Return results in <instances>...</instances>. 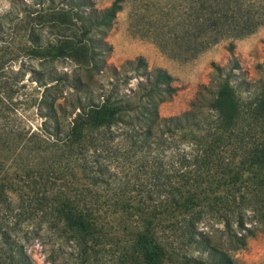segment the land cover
<instances>
[{"label":"rangeland","instance_id":"1","mask_svg":"<svg viewBox=\"0 0 264 264\" xmlns=\"http://www.w3.org/2000/svg\"><path fill=\"white\" fill-rule=\"evenodd\" d=\"M114 1L90 2L103 10ZM174 1L185 19L190 0ZM167 2L125 0L105 38L111 46L105 55L107 70L96 78L107 94L137 104L133 91L146 76L144 69L133 72L126 64L143 58L148 71L171 74L177 88L159 106L160 117L190 113L191 120L176 140L143 150L131 149L128 127L116 126L112 139L103 128L95 131L103 147L94 164L93 150L86 159H71L66 147L39 141L46 119L39 110L44 89L36 81L38 73L49 82V71L71 73L76 66L31 55L34 47L27 29L32 21L24 10L32 1L0 0V183L6 180L12 189L11 202L0 203V221L20 224L10 234L22 247L0 241V264H145L144 254L137 250L140 233L148 245L151 236L156 238L163 264H182L185 256H199L188 234L190 220L201 212L208 215H201L197 231L212 245L229 252L237 264H264V26L242 39H222L196 57H174L151 35L153 20L163 17L160 9ZM48 31H37L43 44L52 39ZM225 79L234 88L231 108L209 110V101ZM74 100L66 89L58 101L64 109L58 113L64 133L75 118ZM207 152L212 162L205 165L201 157ZM93 174L102 182L95 183ZM168 177L180 185V198L192 193L196 205L184 202L174 215L161 220L154 214L168 208L171 197L160 195L168 190ZM60 196L82 207L85 202L82 213H90L96 223L83 229L71 226L40 204L44 198ZM244 197L251 207L244 206ZM228 230L239 242L246 238V246L234 241Z\"/></svg>","mask_w":264,"mask_h":264},{"label":"trees","instance_id":"2","mask_svg":"<svg viewBox=\"0 0 264 264\" xmlns=\"http://www.w3.org/2000/svg\"><path fill=\"white\" fill-rule=\"evenodd\" d=\"M15 1L12 0L13 3ZM31 1L32 3L27 6L29 9L24 10L26 18L32 21V27L28 29L26 27L30 31L29 36L34 47L31 55L50 58L52 62L70 61L76 66L71 73H59L56 69L49 71V80H47L49 82H46V75L38 73L39 78L36 81L44 89L39 110L40 115L46 119L41 131L44 136H39L41 143L58 149L66 147L70 151L71 159L76 155L86 159L93 150L96 156L94 164H96L97 157L101 154L99 146L102 145L95 131L102 128L108 131L112 139L111 134L116 126L128 127L130 130L126 132V136L133 143L132 150L133 148L151 149L153 146L163 147L166 143L176 140L175 137L190 122L192 115L186 113L182 116L160 117L159 106L170 100L177 92L171 74L163 69L148 71L143 58L127 62L126 65L132 67L133 72L144 69L146 76L145 81H140L138 84V90L133 91L132 98L138 97L137 104H131L129 100L126 102L118 100L113 92L107 94L104 85L99 84L96 78L107 70L105 55L111 50V46L105 38L113 27L117 15L123 9L125 0H115L111 6L103 10L95 9L91 0ZM174 3V0H168L167 6L160 9L163 17L153 20L151 25L152 39L174 57H196L222 39H242L264 26V0H190L188 4L190 13L183 20L179 13L181 8H174ZM164 16L167 18L165 19ZM163 21L166 25H162ZM44 28H48L52 38L46 44L42 43L43 37L37 33ZM66 89L72 97H75L76 103L71 112L75 114V118L70 123L68 132L64 133L61 128L62 120L58 115L64 109L58 101L63 97ZM96 89L99 91L98 96H94ZM83 94L87 95V100H84ZM233 97L234 88L231 81L225 79L219 83L217 93L209 101L207 108L226 111L231 108ZM86 128L92 132H88ZM105 143L110 142L105 141ZM262 154L264 156V144ZM201 160L205 165L210 164L212 159L209 152L203 154ZM93 177L95 183L102 182L97 175L93 174ZM168 180L169 185H165L168 190L160 191V195L167 194L171 197L167 204L168 208L163 214H154V217L160 215L161 220L174 215L175 211L184 207V202L186 205H196L192 193L189 192L187 198H180V185H176L173 177H168ZM11 190L6 180L0 183V203L11 202L8 194ZM142 201L141 199L140 202ZM40 204L49 206L52 214L59 216L71 226L83 229L90 228L96 223V220L90 217V213H82L87 206L85 202L82 207L71 198L60 196L44 198ZM244 206L251 207V203L245 197ZM201 215L208 214L201 212L199 217L192 218L188 234L189 241L195 246L199 256L194 258L185 256L182 264H237L229 252L220 250L212 245V241L205 238L204 234L198 233L196 224L202 220ZM46 216L48 213L44 214V217ZM11 224L0 221V241L15 246L18 250L22 249L16 246L17 242L10 234L20 224ZM228 233L241 247L246 246V238L243 242H239L241 239L235 232L231 233V230H228ZM146 243L148 242L145 241L144 234L140 233L137 250L144 254L145 264H163L158 257L162 249L156 238L151 236L149 244L151 247Z\"/></svg>","mask_w":264,"mask_h":264}]
</instances>
